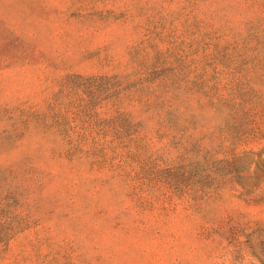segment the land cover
<instances>
[{
	"label": "rangeland",
	"instance_id": "rangeland-1",
	"mask_svg": "<svg viewBox=\"0 0 264 264\" xmlns=\"http://www.w3.org/2000/svg\"><path fill=\"white\" fill-rule=\"evenodd\" d=\"M0 264H264V0H0Z\"/></svg>",
	"mask_w": 264,
	"mask_h": 264
}]
</instances>
